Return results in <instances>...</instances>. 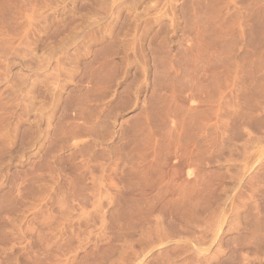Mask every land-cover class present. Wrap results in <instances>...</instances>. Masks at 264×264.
I'll return each mask as SVG.
<instances>
[{"label":"rangeland","instance_id":"1","mask_svg":"<svg viewBox=\"0 0 264 264\" xmlns=\"http://www.w3.org/2000/svg\"><path fill=\"white\" fill-rule=\"evenodd\" d=\"M0 264H264V0H0Z\"/></svg>","mask_w":264,"mask_h":264}]
</instances>
